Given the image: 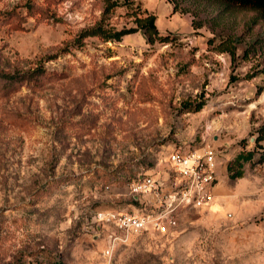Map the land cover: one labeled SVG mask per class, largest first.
<instances>
[{"label": "rangeland", "instance_id": "1", "mask_svg": "<svg viewBox=\"0 0 264 264\" xmlns=\"http://www.w3.org/2000/svg\"><path fill=\"white\" fill-rule=\"evenodd\" d=\"M110 1L0 0V71L46 69L0 83V264H264V73L245 79L264 68V22L250 28L255 13L235 11L218 26L205 0H117L104 14ZM146 15L168 41H77L99 21L128 28ZM231 34L234 64L217 50ZM255 144L230 179L227 163ZM174 145L216 149L212 200L105 258L114 230L98 215L149 210L129 183L157 177Z\"/></svg>", "mask_w": 264, "mask_h": 264}, {"label": "built area", "instance_id": "2", "mask_svg": "<svg viewBox=\"0 0 264 264\" xmlns=\"http://www.w3.org/2000/svg\"><path fill=\"white\" fill-rule=\"evenodd\" d=\"M218 166V152L210 145H174L157 163V177H139L129 183L133 197L152 198L153 205L149 210L98 215L99 221L110 223L114 230L108 236L103 256L110 257L115 244L128 235L149 228L174 227L181 210L209 204L218 184Z\"/></svg>", "mask_w": 264, "mask_h": 264}, {"label": "trees", "instance_id": "3", "mask_svg": "<svg viewBox=\"0 0 264 264\" xmlns=\"http://www.w3.org/2000/svg\"><path fill=\"white\" fill-rule=\"evenodd\" d=\"M132 0H123L122 5L127 7L130 5ZM182 1V0H180ZM208 2L209 7L212 8L214 13H210L208 21L216 25H220L226 19V17L231 16L235 11H251L255 15L250 19L251 24L250 28L258 25L260 22H264V0H205ZM119 1H110L107 3L104 14L111 12V10L119 5ZM176 9H173L175 12ZM185 12V11H183ZM134 25L135 27H126L123 26L119 29L114 26L103 23L99 21L94 26L84 29L79 34L77 41L87 38V37H97L103 41H120L124 36L130 35L137 31H141L146 37L147 42L152 43L155 40H160L162 42L168 41V36H161L155 25L156 16L155 15H146L145 17L134 16ZM202 23H195L192 21V28L197 30L202 27ZM214 39H209L208 42H212ZM240 37H236L235 34L228 35L225 37L220 45H218L219 52H226L230 56L232 64L236 61V45L239 43ZM250 51L248 50V53ZM247 51L244 52L243 56L246 58ZM258 73H264V68L260 71L252 74H247L245 79H249L258 75ZM46 74V69L39 65L36 68L28 71L19 70L13 72L0 71V83L4 85H14L20 81H34L37 82ZM186 111H199L203 104H187L185 105ZM264 140V127L260 128L259 134L255 139L256 144L259 141ZM253 149L245 150L242 149L232 160H230L226 165V171L230 179H238L242 177L243 166L245 163L250 162L255 153L256 145ZM261 161H264V154H261Z\"/></svg>", "mask_w": 264, "mask_h": 264}]
</instances>
